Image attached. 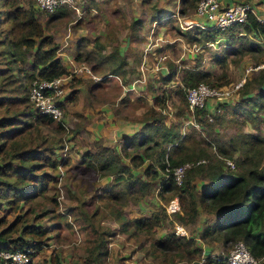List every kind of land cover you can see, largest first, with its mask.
Masks as SVG:
<instances>
[{"label": "trees", "instance_id": "trees-1", "mask_svg": "<svg viewBox=\"0 0 264 264\" xmlns=\"http://www.w3.org/2000/svg\"><path fill=\"white\" fill-rule=\"evenodd\" d=\"M192 1L179 0V15L185 16L189 8L193 9ZM260 2L264 4V0ZM67 10L66 6L58 5L45 12L44 25L60 20ZM172 13L174 11H161L155 17L163 19ZM186 31L185 35L189 34ZM194 32L188 35L189 40L214 43L217 36L223 37L222 54H213L219 66L227 64L228 56L264 54V21L257 20L250 12L242 23L233 24L227 29L195 27ZM246 33L256 42L247 41ZM236 42L238 45H235ZM86 46V41L79 37L71 54L73 60L87 63L95 57H99L100 61L108 58L109 71H121L125 56L116 48L103 55L101 50L104 44L96 37L92 40L91 48ZM56 49L52 34L45 31L30 2L0 0V209L17 210L12 221L7 222L0 217V250L29 251L30 254L45 244L44 237L49 230L58 229L61 222L69 225L64 215L65 218L54 213L51 217L57 220L47 227L40 219L51 213V209H35V205H31L51 184L53 186V172L59 162L56 150L63 147V125L57 123L50 128L56 137L44 135L41 127L54 120L50 115L39 113L28 98L33 79H51L69 73L56 56ZM174 75L175 66L167 62L165 74L157 76L164 84L163 88L152 95L155 106L143 111L142 125L138 130L122 135L118 146L94 142V149L83 153L82 159L86 158L85 163L101 170L107 177L102 192L109 198L108 203L124 195L138 203L156 187V196L164 202L177 195L181 213H175L180 224L195 223L199 212L214 217L212 221H204L196 234L202 243L209 245V250L211 245L216 244L226 251L240 240L249 253L259 260L264 257V166L261 157L253 159L251 149L264 143V131L259 133V129L264 128V65L239 86L233 106L221 102L211 115L213 120L220 119L224 112H228L232 120L242 117L253 129L238 131L225 141L215 136L209 140H196L192 132L181 130L182 120L179 119L166 124L169 115L163 111L166 97L171 93L178 96L183 106L176 104L177 111L173 114L183 117L187 110V89L211 79L208 71L196 69L195 66L186 68L172 86L168 83ZM77 78H70V84ZM74 85L71 84V90L64 100L75 98ZM97 85L99 81L90 84L88 91ZM61 104L58 103L60 109ZM205 114L203 109L196 110V121L200 127H190L191 130L211 126L212 120H207ZM209 144L215 152L205 151ZM234 151L238 155L233 158L234 168L231 170L224 167L222 158L217 154L231 157ZM200 158H205L204 162L195 163ZM185 161L194 163L185 169L181 182L176 184L171 169ZM197 178L204 181L201 188H197ZM51 201L55 207V199L51 198ZM24 205L27 208L22 210ZM108 206L119 231L131 235L154 231L163 225L166 218L162 205L150 215L133 218L126 216L117 202H111ZM66 211L72 221L80 224L83 230L88 229L90 234V244L80 264H102V259L108 253L107 232L92 224L94 211L87 214L78 205L67 206ZM151 245L163 256L177 255L182 259H191L195 254L199 256L202 251L194 236L176 235L173 229L153 238ZM3 261L0 258V264ZM203 264L221 263L208 254Z\"/></svg>", "mask_w": 264, "mask_h": 264}, {"label": "rangeland", "instance_id": "rangeland-1", "mask_svg": "<svg viewBox=\"0 0 264 264\" xmlns=\"http://www.w3.org/2000/svg\"><path fill=\"white\" fill-rule=\"evenodd\" d=\"M27 1L34 8L35 0H22L23 3ZM248 1L254 4L260 2V0ZM192 2L193 9L192 7L189 8L185 16L179 15L177 11L179 0H102L100 7L91 9L88 7L90 10H85L78 3L77 11L66 6L68 10L65 16L46 25H44L45 12L37 11L34 8L38 20L42 26H45V31L52 34L57 47L60 46L59 52L63 51V53L71 56L79 37L86 41V47L89 49L93 38L96 37L105 46L101 50L103 55H107L114 47L126 59L121 71L116 72L118 79L104 77L108 80L102 78L103 80H99L101 81L99 85L90 91L87 87L96 81L91 79L88 74L71 75L70 78L73 79L79 77L74 82L75 85L73 82L71 83L76 90L73 100H64L71 90L70 79L64 85L63 95L60 97V102H62L60 121L64 128V134L61 135L63 147L56 150L59 162L53 172L55 181L53 186L51 184V187L49 186L42 196L35 199L36 203L31 205H35V209H51V213L40 219V222L47 227L57 220L51 217L54 213L64 215L69 225L61 222L58 229L49 230L44 237L45 244L38 250L31 252L25 264L81 263L82 255L90 244V241L88 243L90 234L88 229L83 230L80 224L72 221L71 215L66 211L67 206L70 205H78L87 214L94 211L92 224L95 223L98 228L102 227L107 232L108 253L102 259V264H203L204 260L201 259V253L199 256L195 254L191 259H182L177 255L163 256L152 247L153 238L158 237L164 231L173 229V222H178L177 213H165L166 218L163 225L154 231L139 232L135 235L119 231L117 223L109 213L108 204L111 202L116 204L117 202L121 211L129 218H133L154 213L158 210L159 205L164 203V200H160L156 193H150L138 203L132 202L126 195L119 196L115 199L116 201L108 203L109 198L106 193L102 192V185L107 177H104L105 174L101 170L85 163L86 158L82 159L83 153L94 149V142L118 146L121 131L129 133L133 128H135L134 130L139 129L142 125L140 120H142L143 111L152 106V95L163 88L164 84L158 80L157 76L160 73L165 74L167 62H171L175 66V75L168 83L172 86L177 83L179 76L183 74L186 68H193L194 66L196 69L206 70L210 73L211 79L202 83L210 86H232L241 79L245 81L264 65V54L256 56L244 53L228 56L227 64L225 66L220 64L219 66L213 59V54H222L224 48L222 36H217L213 45L189 40L188 35L196 33L194 32L196 26L192 25V22L187 23L186 21L195 18L193 15L195 0ZM74 3L76 2L74 1ZM157 5L160 7L163 5V9L174 11V13H172L173 16L170 17V20L165 22L163 18V20L156 21L152 25V22L149 24L150 16L161 12L156 11ZM145 15L148 16L147 19H144ZM135 21L138 24L134 23ZM182 21L186 22L182 24ZM205 23L207 26L211 25L210 22ZM185 31L189 34L185 35ZM245 36L247 41L256 42L251 35L246 33ZM235 45H238L237 42ZM145 46L154 53L152 56L148 54L146 66L143 64V69H141L137 63L143 56L142 48ZM162 55L165 56L164 59H162ZM104 59L100 61L99 57H95L94 59L91 58L90 61L88 60L87 63L84 61L75 62L85 64L90 72L101 76L110 73L109 59L106 58L108 61ZM221 73L223 75L219 76ZM236 98L237 92H233L226 101L228 106H233ZM165 100V111L171 112L166 117V124L168 121L182 120L181 130L192 132L196 140H209L215 136L217 139L225 141L230 135L238 131L253 130L248 122L243 121L242 117L232 120V115L224 112L220 119L213 120L211 116V126H203L201 129H194L193 131L188 126L184 127L183 125L187 119V113L185 114L187 110L183 117H177L173 114L177 111L176 104L183 106L178 96L171 93ZM57 123L60 122L51 121L49 125H43L41 127L42 133L49 137H56L50 128ZM261 131L263 132L264 128H260L259 133H262ZM51 143L56 146L52 139ZM205 151L215 152V149L210 145ZM251 154L253 159L256 156L261 157V164L264 166V143L253 147ZM217 155L222 158L224 167L230 169L226 163L229 161L234 168L233 158L238 155L237 151H234L231 157ZM202 159L204 162L205 158ZM51 198L55 199V207L51 205ZM26 208L24 205L22 210ZM180 213L181 211L178 212V214ZM201 214L199 212L195 223L199 222L200 217H202ZM15 215H17V210L0 209V217H4L7 222L12 221ZM195 223L183 225L187 235L192 234ZM202 249L204 252H210L213 255L220 254V251L226 252L229 248L226 251L220 246L211 247L210 250L204 247ZM260 262L264 263V257L259 259L258 264Z\"/></svg>", "mask_w": 264, "mask_h": 264}, {"label": "built area", "instance_id": "built-area-1", "mask_svg": "<svg viewBox=\"0 0 264 264\" xmlns=\"http://www.w3.org/2000/svg\"><path fill=\"white\" fill-rule=\"evenodd\" d=\"M58 5H67L77 10L73 5V0H35L34 8L37 11L48 12L53 10ZM250 12L259 21H264V4H254L248 0H240L235 2H226L225 0H195L193 15L197 18L194 25L201 29L219 28L227 29L233 24H240L245 20L246 14ZM205 22H210L207 26ZM145 58L143 57L139 67L143 69ZM69 73L51 79H33L30 83L28 98L37 108L39 113L50 115L54 121H60L61 109L58 103L63 95L64 85L68 82L71 75L88 74L94 81L102 80L104 77L118 79L114 73H105L104 75H96L90 72L89 68L83 63L70 62L68 69ZM244 79L239 80L232 86L219 85L210 86L206 83H198L190 87L186 91L187 102V119L184 121V127L199 128V122L196 121L195 112L197 109L206 111L207 120H211V115L217 111V104L227 101L233 92H237L239 86ZM211 106L210 111L207 109ZM216 108V109H214ZM214 109V110H213ZM184 114V115H185ZM63 124V123H61ZM203 162V159L196 160L195 163ZM193 161H185L182 164L172 167L171 174L176 184L181 182L184 171L187 167L193 165ZM233 168L232 164L226 162ZM166 214H171L180 211L177 195L171 196L166 202L161 204ZM173 233L180 236H187V231L179 222H173ZM201 251V259L206 256L214 257L216 262L221 264H258V259L253 257L245 245L240 241H235L226 251H220V254L211 255ZM29 251L18 250H0V258L3 259V264H25L28 260ZM206 253V254H203Z\"/></svg>", "mask_w": 264, "mask_h": 264}, {"label": "crops", "instance_id": "crops-1", "mask_svg": "<svg viewBox=\"0 0 264 264\" xmlns=\"http://www.w3.org/2000/svg\"><path fill=\"white\" fill-rule=\"evenodd\" d=\"M74 1L76 2V3H74ZM231 1V0H230ZM231 2H235V1H231ZM78 3H80L81 4V6L85 9V10H90L91 8H93V7H100V5L102 4V0H73V5H75L76 6V8H77V10H78ZM259 3H261V2H259ZM79 4V5H80ZM64 6H67V5H64ZM88 7L90 8V9H88ZM159 10H161V11H167V10H165V9H163L164 8V6L162 5L161 7L159 6V5H157L156 6ZM73 9V8H72ZM76 10V11H77ZM161 13V12H160ZM173 16V14L172 15H169V16H164L163 18L166 20V21H168V20H170L171 18L170 17H172ZM148 18V16L147 15H145V18L144 19H147ZM157 17H155V15H152V16H150V19H149V24L152 22V25L154 24V23H156V21H159V20H161V19H157ZM177 19L179 20V18L177 17ZM163 20V19H162ZM174 20V19H173ZM198 19L197 18H190V20H186V21H197ZM165 21V22H166ZM147 23H148V20L146 21ZM181 22V21H180ZM193 22H192V25H194L193 24ZM134 23H137L138 24V22L137 21H135ZM191 23V22H190ZM197 27V26H196ZM180 30V29H179ZM183 33H184V31H183ZM158 38V37H157ZM214 43H211V42H208V43H206L205 45H213ZM105 47V46H104ZM59 49H60V46L59 47H57V49H56V56L60 59V61L65 65V67L68 69L69 68V66H70V62H75V60H73V58L71 57V56H68L67 54H65V53H63V51L62 52H59ZM143 50H142V52H143V56H142V58L144 57L145 58V60H144V64H145V66H146V61H147V56H148V54L150 55V56H152L153 55V51H151V49L149 50V48L147 47V46H145V48L143 47L142 48ZM156 50V49H155ZM161 51H163V50H161ZM146 56V57H145ZM164 55H162V59H164ZM142 58H140L139 59V61H138V65L140 64V62H141V60H142ZM126 59V58H125ZM76 63V62H75ZM114 74H116V73H114ZM105 79V78H104ZM103 80V79H102ZM105 80H108V79H105ZM99 82H101V81H99ZM105 83H107V81H104ZM103 82V83H104ZM115 82H117L116 80H115ZM118 83V82H117ZM152 100V99H151ZM224 102H226V101H224ZM153 103H154V101L152 100V106H155V105H153ZM209 111H210V109H211V106H208V108H207ZM163 111H165V109L163 110ZM167 111V110H166ZM168 113H169V115L171 114V112H169V111H167ZM184 116V115H183ZM190 128V127H189ZM135 128H133V130L132 131H130L129 133L128 132H124V131H121V133L119 134V136H120V138H119V142H120V140H121V137H122V135H125V134H131L132 132H134V131H136V130H134ZM204 181L203 180H200L199 178H197L196 180H195V183H196V185H197V188H201L202 186H203V183ZM156 190H157V188H154V190L152 191V193H156ZM202 215V217H200V220H199V222H197V223H195L194 224V229H193V231H192V234H191V236H194V238H195V241H196V243L197 244H199L200 246H202V247H204V248H206V249H208V246L209 245H206V244H204V243H202L198 238H197V231L199 230V228H200V226L202 225V224H204V221H206V222H209V221H212V220H214V217H212V216H210V215H207V214H201ZM182 225V224H181ZM183 226V225H182ZM213 245H211V247H212ZM213 247H215V246H213Z\"/></svg>", "mask_w": 264, "mask_h": 264}, {"label": "bare ground", "instance_id": "bare-ground-1", "mask_svg": "<svg viewBox=\"0 0 264 264\" xmlns=\"http://www.w3.org/2000/svg\"><path fill=\"white\" fill-rule=\"evenodd\" d=\"M182 22H186V21H182ZM190 22H193V21H187V23H190ZM183 24V23H182Z\"/></svg>", "mask_w": 264, "mask_h": 264}]
</instances>
